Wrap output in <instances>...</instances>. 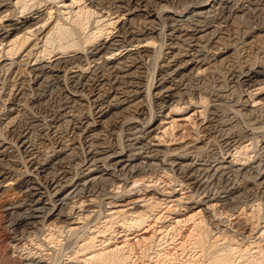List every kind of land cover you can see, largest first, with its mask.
<instances>
[{
  "label": "bare ground",
  "instance_id": "obj_1",
  "mask_svg": "<svg viewBox=\"0 0 264 264\" xmlns=\"http://www.w3.org/2000/svg\"><path fill=\"white\" fill-rule=\"evenodd\" d=\"M164 1L69 0L65 8L66 0H0V58L7 56L0 63V109L11 125L4 133L0 124V188L15 180L13 173L23 177L15 187L22 198L4 206L10 247L20 264H264V231L253 240L246 226L228 228L212 220L218 214L214 201L228 211H261L264 205L260 166L222 161L227 155L247 160L264 144V16H258L264 0H191L181 9L170 7L177 0ZM56 2H63L59 11L70 10L54 20L36 49L38 43L29 42L47 28L49 5ZM238 8L243 15L234 25ZM248 15L253 24L245 21ZM214 24L207 36L194 35ZM20 52L24 66L62 56L10 78L15 64L21 68L13 60ZM71 52L81 55L63 56ZM117 54L123 55L106 58ZM210 79L214 86L203 90L201 83ZM185 105L202 108L197 138L173 149L152 144L157 120L168 108ZM160 169L171 172L181 194L190 191L186 198L197 209L190 231L184 239L173 234L164 241L175 228L161 226L166 235L159 240L112 242L118 227L138 229L167 202L146 195L114 209L130 182ZM122 182L121 194L108 191ZM101 183L106 193L97 189ZM74 206L83 212L74 216ZM95 208L107 214L79 226ZM31 229L48 231L45 238L55 247L61 243L56 233L71 232L74 242L61 258H52L43 242L28 245L34 241Z\"/></svg>",
  "mask_w": 264,
  "mask_h": 264
},
{
  "label": "rangeland",
  "instance_id": "obj_2",
  "mask_svg": "<svg viewBox=\"0 0 264 264\" xmlns=\"http://www.w3.org/2000/svg\"><path fill=\"white\" fill-rule=\"evenodd\" d=\"M157 1H162V4L166 3L164 0H157ZM187 1H191V0H177L175 5L170 4V7H172V6H174V7L178 6L179 7L180 6L179 9H181V8L185 7V4H187L185 2H187ZM66 2H67V4H66L65 8L68 6L69 0H66ZM253 2H257V0H253ZM246 5H248L247 2H246ZM46 6H44L40 9V13H43V14L46 13V11H47ZM49 7L52 8V12H53L52 18L50 19V22H49V25L47 26V28L42 29V31L40 33H38L39 38L37 40L35 38L34 39L32 38L33 40H31L29 42V43H36L37 42L38 45H37L36 49L39 48L40 46H42V44L45 42V39L43 42H41V40H42L44 34L49 30L50 26L53 25L54 20L57 19L58 16L61 18L63 17L62 13H63L64 9L59 11V9H62L61 7H64L63 2L51 3L49 5ZM236 7H237V5H236ZM259 7L263 8L262 9L263 11L260 10L261 12L259 11V15L258 14L257 15L263 17L264 16V6L262 5ZM3 9H5V8H2L0 10V12ZM69 10L70 9L64 10V13L65 12L67 13V11H69ZM33 13L34 12H32L31 14H33ZM260 13H263V14L260 15ZM39 14H37V15H39ZM20 15H22V14L19 13L18 16H20ZM241 15H243V12L241 11L240 8H238V10L233 12V17L231 18L230 23H233L234 25H238L239 23L237 22V18ZM235 18H236V20H235ZM247 18H249V19H247ZM5 19L6 20H3L2 22H4L5 24L11 23L9 20H7V18H5ZM21 20H22V18L19 19V21H21ZM37 20H33L32 23L36 22ZM252 20H254V18H250L249 15L245 18V21L250 23V24H253ZM93 22H94V18H91L90 25L92 24V26H94ZM39 26L40 25H38L34 28H37ZM225 26H226L225 23H222L221 25H219L218 28H222V27L224 28ZM214 27H217V26L216 25L211 26L207 29H203L200 32H195L194 35H198V36L199 35H206L207 36L214 29ZM182 34L184 35L185 32H183ZM82 35H83V37L85 36V34H82ZM3 45H5V42ZM56 52L57 51H55V53ZM24 54H25L24 52H20L18 55L14 56L15 58L13 60L18 64L20 62L21 68L19 69L20 65L18 66L17 64H15L13 66V72H12L10 78H14V77H15V79L21 78L22 75L23 76L26 75L25 72L22 70L27 69L29 67L36 66L39 62H41V60H44L43 62L46 63V62L52 61L53 59H55L57 57L62 56V55L58 54L53 59L42 58L41 60L40 59L39 60H32V61L30 60L29 65L24 66L23 65L24 60L26 59V57H24ZM123 54H120V55L117 54V55H113V56L108 55L106 58H108V60H117ZM75 55H81V53L71 52V53L63 54V56H66L67 58L71 57V56H75ZM251 56H254V54L253 55L251 54ZM6 57L7 56L1 57L0 63H2V62L6 63V61H7V60H5ZM8 61H10V60H8ZM97 62L100 63V62H102V60H99ZM8 63H11V62H8ZM95 63L96 62H93L91 65L94 66ZM85 67H88V66H85ZM73 70L75 71L74 73L79 72V68H73ZM10 84H12V83L10 82L6 86L5 93H2L4 100H5V98L6 99L8 98V96L6 94L9 91V89H11V87H12ZM213 84L214 83L210 79L208 81L201 83V86H203L201 88L204 90V87H205V91H207V90L209 91V90H211L212 86H214ZM1 85L2 84H0V89H1ZM48 89L53 90V87L48 88ZM50 92H52V91H50ZM261 97H264V95H261ZM9 105H10V103H8V101H7L6 106L9 107ZM2 106H3V104L0 101V107H2ZM185 106H186V108H184L182 110H178V111H176L173 108H168L164 112L163 119L157 120V124L160 123V128L157 129L152 134V136L153 135L156 136L155 139L149 138V140H151L152 144H154L155 146H159V147H170L171 149H173V148L178 147V146L186 145V143L188 144L197 138L196 134H197L198 123H199L200 118L202 117L201 114H199V113L202 110V108L196 107L198 105H195V106L194 105H189V106L185 105ZM21 108L22 107H20L19 110H21ZM2 114H3V111L0 109V124L2 123L1 128H3L2 129L3 132L6 133L10 130L11 125L8 124V121H9L8 116L2 115ZM15 115H16V112H13V114L10 116V118L15 116ZM114 141H115V139H114ZM246 144L250 145L251 142L248 141ZM261 144H262V142H259V146L256 147V149H253V146L250 145L248 152H251L250 150H252V149L253 150L250 153V158L247 160L243 159L242 161H236V160H233L234 156L228 157V155H227L226 158L223 159L222 161H228V162L233 161L234 163H236V165L238 167L242 166V164L252 165V166H260V168L262 169L260 176H262L264 174V144L263 145H261ZM233 153H236V151H234ZM237 155L238 154H236L235 157ZM240 157L246 158L247 156L241 155ZM143 161H145V160H143ZM259 164H261V165H259ZM245 165H243V166H245ZM23 170H24V168H22V171ZM165 172L164 171L162 172V169H160L159 171H155L152 174L148 173L147 176L142 181H139L136 184H134L133 182H130L128 184V186L125 188L126 191H128V194H126L125 196H123L121 199L118 200V202L116 204L117 206L114 207V209L124 208L123 205H126L127 203H129L130 201L132 202L133 200H142L143 196H146V195H149V196L155 195V197H160L161 199H167V202L162 204L161 207H158L155 210V212L153 213V215L148 219V222H146L143 226L139 227L138 229L135 228L132 230H126L125 231L124 228L118 227L117 231L115 232V235H116L115 239H113L112 242H117V244L118 243L122 244L124 240H129L131 243H137L138 239L144 240V238H147V237H152L154 240H159L161 237H163V235H166V233L160 234L161 229H159V228H161V226H164V227L167 226V230H170L172 227L175 228L174 231L173 230L171 231L172 234H170L169 236L166 235V238L164 241L171 238V236L173 234L176 235V239L177 238L184 239L185 235L188 234V232L191 229V226H193V220H189V219L193 214H195L197 209L194 208L193 206H191L192 203H190L189 202L190 200L186 198L187 193H189L190 191L186 189L184 191V194H181V193H183L182 191L179 192L180 191L179 189L181 187L175 186V182H170L171 177H172L171 172H170V174H166ZM102 174L103 173H101L99 175H102ZM102 176H106V175H102ZM12 177L15 180L7 181V182L3 183V185H2L3 187L0 188V264H20L19 259L17 258L16 254L12 252V249L10 247L11 246V243H10L11 233L8 231L9 230L8 226H7L8 222H7V218L5 215L6 212L4 211V206L7 205L8 202L13 201V199L19 200L22 198V194L18 193V190H15V187H16L17 183L20 182V180L23 177L15 175L14 173H13ZM261 180H264V177ZM101 186L102 187L98 186L97 189L101 190L102 188H104V191H102V192L106 193L107 187L102 185V183H101ZM175 187L177 188L176 190H175ZM123 188L124 187H123V182H122L121 184H117L116 188H115V186L110 187V188L108 187V191L110 190L112 192H118L121 194L123 191ZM141 188H144V190H138ZM69 191L72 192L73 189H71ZM177 192H179V193H177ZM167 193H172V194H170L169 198H167L168 197ZM10 194H13V196L15 198L10 197ZM181 197H182V200H178ZM201 198H202V196H201ZM179 202L183 203L184 206L181 207L179 205L180 204ZM216 202L217 201H214V204H215L214 209H215V212H217L218 214H216V216H214L212 218V220H214L215 222L216 221L219 222L220 220H223L224 226H227L228 228L229 227L231 228L233 226H239V225L240 226H242V225L246 226V230H248L247 233L252 232V234H253L252 239L253 240L255 238L257 239V237H259V235H261L262 232L264 231V205L263 204L261 205L262 206L261 211H258V210L255 211V209L257 208L256 206H253V207L245 206V207H241V208L236 207L234 210L228 211V208H226V209L224 208L222 201H219L217 203ZM85 203H84L85 205L83 204L85 207H87L88 204H90V205L93 204V202H91V201L85 202ZM120 204H122V205H120ZM118 205H120V206H118ZM172 205H173V208L168 212L167 210L170 209L169 206H172ZM76 207H78V206H74L75 209H73V211L71 213V214H74V216H77L74 212H76L79 209V208L76 209ZM129 207H131V205H129ZM207 207H209V204L207 205ZM98 209L99 208H95L94 211L92 213H90V215L87 217V219H85V220L82 219L78 225L79 226L85 225V227H86L85 223H88V225L90 226L91 224L95 223L94 220H95L97 213H98L97 217L98 216L99 217L105 216L107 214V213H105L104 210H102V211H104L105 214L101 211V209L100 210H98ZM95 210H97L98 212ZM99 211H101V212L99 213ZM77 212H79L81 214V212H83V211L78 210ZM213 213L214 212L212 211V214ZM207 215H209V213ZM78 221L79 220H77L75 222H78ZM178 221H180V223H177ZM156 230H157V232H156ZM55 231L57 232V229H55ZM30 232H31V234H33L32 238L34 239V241L29 242L28 245L30 247L34 246L36 248V246H37V245L35 246L36 243L39 244V242H43L44 243L43 246L45 248L48 249L50 247L48 251H49L50 256L52 258H54V257H56L57 259L61 258L63 256V254L68 249H71L72 244L74 242L73 236H72L73 239H71V235H70V234H72L71 232L66 233L64 231V233H56L55 234L56 236H59L58 238L61 241V243H59L58 247H55L52 243L48 244V236H47V238H45L46 235H48V233H49L48 231H46L43 234V232L40 230L31 229ZM126 236H128V237H126ZM110 237H112V234L110 235ZM100 239H102V238H98V240H100ZM169 241L171 242V240H169ZM220 243H222V242H220ZM111 244H113V243H111ZM136 252H137L136 253L137 256H141V254H140L141 250L139 249V247H137ZM44 253H46V252H44ZM144 259L146 260L147 257ZM49 261L50 260H48L47 262H49Z\"/></svg>",
  "mask_w": 264,
  "mask_h": 264
}]
</instances>
